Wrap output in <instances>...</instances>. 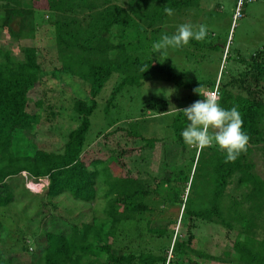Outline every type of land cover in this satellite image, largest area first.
I'll use <instances>...</instances> for the list:
<instances>
[{
	"label": "trees",
	"instance_id": "16d2710c",
	"mask_svg": "<svg viewBox=\"0 0 264 264\" xmlns=\"http://www.w3.org/2000/svg\"><path fill=\"white\" fill-rule=\"evenodd\" d=\"M250 1L255 0H231L228 15L224 0L216 1L211 13L203 15L205 22L199 21L207 27V44L190 40L169 49L189 59L194 56L189 48L201 47L207 62L220 53L215 76L194 79L160 56L162 50L154 53L152 45L162 35L174 34L170 21L175 15L187 10L197 14L201 0H0V30L14 39L31 34L35 42L22 48L19 59L0 47V243L10 240L11 249L0 246V264H264V176L256 173L251 157L255 149L264 155V45L244 56L228 38ZM235 8L239 17L232 20ZM209 15L231 19L227 28L216 26L215 31L207 26ZM40 44L55 46L57 64L43 66ZM111 79L105 111L122 91L147 81L170 83L195 100L204 99L193 92L200 84L204 91H215L223 108L238 107L242 130L250 137L247 152L225 163L226 152L218 146L195 148L188 175L181 170L176 184L169 177L140 176L137 162L161 140L144 134L146 118L170 113L165 126L181 154L188 120L182 111L168 108L167 98L151 99L142 103L138 118L117 121L86 142L97 97ZM55 83L58 88H50ZM35 88L41 96L32 110ZM58 127H65L59 132L64 142L60 151H52L38 133ZM44 179L47 184L38 193L26 187ZM165 192L180 210L168 223L188 222L187 239L143 218L149 207L139 199ZM99 197L105 199V219L92 213ZM7 212L22 214L25 223L34 216L47 217V222L29 236H20V230L10 234ZM143 220L154 247L136 244L132 249V243L142 240ZM197 222L221 224L233 237L221 256L192 248ZM123 228L129 237L125 245L117 241Z\"/></svg>",
	"mask_w": 264,
	"mask_h": 264
},
{
	"label": "rangeland",
	"instance_id": "374dc122",
	"mask_svg": "<svg viewBox=\"0 0 264 264\" xmlns=\"http://www.w3.org/2000/svg\"><path fill=\"white\" fill-rule=\"evenodd\" d=\"M24 1V0H22ZM218 0H201L200 6L202 7L198 13H193L191 11L182 12L178 17L176 16L175 21H170V26L172 28L171 32L175 33L178 26L183 23H190L193 26H199L200 20H206L204 14H209L214 7L215 2ZM223 1V0H220ZM26 2V1H25ZM229 2V4H227ZM28 3V2H27ZM225 9L224 12L228 15V11L231 5V0H224ZM228 5V6H227ZM37 14V13H36ZM42 14V12H39ZM48 13L44 12V16ZM196 14V15H195ZM210 18L207 21L210 27H213L215 31H219L218 27H225L230 22L229 16L222 17H213L209 15ZM174 17V16H173ZM239 17L236 8L232 11V20ZM3 18V12L0 11V20ZM46 18V17H45ZM231 20V22H232ZM205 22V21H204ZM231 40L232 49H239V52L244 56H248L249 53L258 49L264 45V0H255L248 2L244 7V16L237 20L235 24L231 25V30H229V41ZM34 39L31 34H27L24 38L14 39L10 38L9 35L5 34L3 30H0V47L4 49H9L14 56L19 59L22 56V48L25 46L34 45ZM202 44H207L206 40L201 42ZM43 47H38L39 59L42 62L45 68H50L52 65L57 64L56 55H55V46L54 45H41ZM187 46V45H186ZM222 49L226 47L222 46ZM182 50V48H181ZM189 52H193V55L189 56V59L186 58L184 52H173L169 50V56L164 58L169 63L178 67L179 70H183L186 75L194 79L199 76H211L214 77L220 64L217 61L220 53H216L215 57H212V60L203 59L202 54L205 53L204 49L201 47L194 48L193 46L189 48ZM218 76H216L217 78ZM264 79V78H263ZM112 79L105 85L103 90L97 97L98 106L93 112L90 118V129L86 136V142L90 143L95 139V136L99 131L107 130L113 123L125 120L128 118H136L139 115L141 110V105L143 102L151 99H165L167 98L170 101L171 111H178L179 109L185 108L192 104L196 97L190 95V93L183 89H178L170 83L156 82V81H147L140 87H128L122 91L120 95H117L113 106L109 108L108 111H105V99L108 96L111 88ZM60 85V84H59ZM46 88L49 85L45 86ZM50 88L57 89L58 86L51 84ZM207 92V91H206ZM58 95V93L56 94ZM41 96V89H33L31 93V100L29 102V108L34 110L35 106L33 105L34 100H37ZM152 112L147 113L150 115ZM138 118V117H137ZM154 120H151V119ZM170 113H166L164 116L151 115L146 118L147 122H144L143 132L145 135H154L161 138L152 149L145 150L143 152L144 159L143 162H137L140 171H143V174L140 176L143 177H169L170 182L178 183L177 177L182 176L180 173L181 170L187 174L189 171L190 165H192V155L194 152V147H188L185 145L184 153L181 154L182 148L179 144L169 137V130L166 128V123L170 121ZM160 121V123L158 122ZM162 121V122H161ZM158 122V123H157ZM65 127H58L53 129V131L41 133L39 131V136L42 138L41 141L45 146H48L52 151H60L64 138H61L59 135L60 130L64 131ZM42 134V135H41ZM253 162L255 164V171L261 177L264 176V155L261 150L255 149L251 155ZM132 169H139L138 167ZM141 171V173H142ZM147 173V174H146ZM188 175V174H187ZM172 184L171 185H175ZM180 187L182 186L181 183ZM26 187L34 193H38L42 189V184L40 183L37 186L32 184H26ZM230 191V190H229ZM166 196L155 195L147 197L144 199H139V201L144 202L149 207L148 211L143 215L145 219H152L151 224L154 226H167L169 229L174 230V232L179 233L184 239H187L186 230H188V222L182 221L181 225L178 223H168L169 217H179V205L177 203H171L170 200H174L173 196L169 197L168 193L165 192ZM169 200V201H168ZM227 201V197H225ZM71 205L84 207L83 203H78L70 200ZM169 202V203H168ZM105 199L99 197L95 200V203L92 205V213L95 214L97 218L105 219L107 216L105 214ZM72 206L71 208H74ZM32 213V209H29ZM6 223L9 225L11 233L13 234L20 230V236H29L31 230L36 228H44L47 217L36 218L32 217L29 222L25 223L24 216L22 214L15 212H7ZM196 227L193 228V238L191 240V246L195 250H203L211 255H222V251L226 248H229L232 242L233 237H228L226 235V229L221 224L197 222L195 223ZM194 225V226H195ZM130 226V225H129ZM143 231H142V240H136L137 243H132L131 248H136V244H139V249L147 246L150 247V235L145 231V221H142ZM235 226V225H234ZM131 227V226H130ZM192 228V227H191ZM237 229L238 226H235ZM234 229V230H236ZM126 228H123V232L118 233L117 241L121 245H125L129 241ZM31 238V237H29ZM9 241L5 239L0 246L7 247L8 250H11L9 247ZM141 241V242H140ZM135 242V241H131ZM153 245V244H151ZM11 246H14L11 243ZM154 247V245H153ZM156 247V246H155ZM137 249V248H136ZM195 264V263H194ZM202 264H221L213 261H202Z\"/></svg>",
	"mask_w": 264,
	"mask_h": 264
},
{
	"label": "clouds",
	"instance_id": "9594fccd",
	"mask_svg": "<svg viewBox=\"0 0 264 264\" xmlns=\"http://www.w3.org/2000/svg\"><path fill=\"white\" fill-rule=\"evenodd\" d=\"M164 11L169 16L173 15V9L170 7H165ZM206 36V25L193 26L190 23H183L174 34H164L154 42L153 52L162 50L160 56L167 58L170 48L186 46L190 40L203 42ZM147 68H142L141 71L144 72ZM193 92L204 99L196 100L189 106L179 109L188 120L187 126L181 132L185 145L194 147L197 151L216 145L220 151L226 152L225 163L235 162L242 153L247 152L250 140L249 135L242 130L243 119L238 107L223 108L217 93L204 91L201 84L194 88Z\"/></svg>",
	"mask_w": 264,
	"mask_h": 264
},
{
	"label": "built area",
	"instance_id": "2783aa9c",
	"mask_svg": "<svg viewBox=\"0 0 264 264\" xmlns=\"http://www.w3.org/2000/svg\"><path fill=\"white\" fill-rule=\"evenodd\" d=\"M40 183L42 184V187H43L44 184H47V180L44 179V180L40 181ZM40 183L34 184V183L29 182V183H27V184H32V185H34V186H37V185H39Z\"/></svg>",
	"mask_w": 264,
	"mask_h": 264
}]
</instances>
